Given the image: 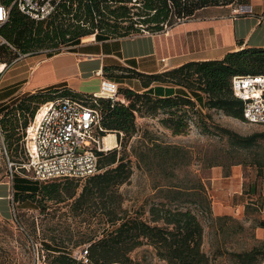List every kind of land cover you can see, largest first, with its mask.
<instances>
[{
	"label": "trees",
	"instance_id": "obj_1",
	"mask_svg": "<svg viewBox=\"0 0 264 264\" xmlns=\"http://www.w3.org/2000/svg\"><path fill=\"white\" fill-rule=\"evenodd\" d=\"M11 2L0 0L6 7H10ZM234 3L235 0H62L46 20L37 22L12 6L0 34L14 50L1 46L0 63L9 65L19 55L45 53L51 57L64 48L79 45L87 37L102 42L144 32L163 33L181 21L194 18L199 10ZM103 73L106 79L115 83L137 80L146 90L139 93L118 87L122 101L113 105L108 100L66 89L52 88L44 94L28 95L0 115L4 150L12 153L13 159L18 156V148L21 147L23 153L25 129L37 109L54 99L70 98L99 112L103 130L100 136L103 137L115 133L128 140L136 133V119H154L160 114L167 115L160 123L172 136H184L192 121L189 115L196 114L201 133L217 135L227 145L223 156L209 158L208 169L220 167L226 170V176L232 167L240 164L234 160L240 152H253L254 148L261 147V152L253 154L249 165L257 169L258 175L264 170V132L242 136L207 123L206 119L211 120L208 113L202 117L204 110L216 111L244 122L243 104L232 93L231 79L234 76H264V48L241 49L220 60L188 62L150 75L123 66L104 67ZM151 85L155 87L151 88ZM97 156L99 172L85 179L57 178L34 184L13 176L14 202H31L44 213L48 202L69 201L67 214L71 220L76 219L75 226L88 231L74 242L69 236L50 238L46 258L43 246L39 244L40 258H45L46 264H79L69 251L83 245H89L90 264H135L130 254L142 246L150 247L165 264L210 263L202 250L203 228L198 215L212 216L211 200L198 176L186 173L180 182L169 183L162 201L145 202L150 204L147 212L144 206L126 210L122 208L119 190L132 176L131 163L113 149ZM136 157L138 167L147 172L158 169L164 179L177 178L176 172L191 163L188 150L163 146L155 141L144 145ZM223 157L227 163L220 162ZM6 158L17 164L24 160V154L20 162L10 161L7 153ZM158 190L163 192L161 188ZM68 235L73 236L69 232ZM258 252L253 249L242 254L240 264L259 261ZM262 262L264 260L257 264Z\"/></svg>",
	"mask_w": 264,
	"mask_h": 264
},
{
	"label": "rangeland",
	"instance_id": "obj_2",
	"mask_svg": "<svg viewBox=\"0 0 264 264\" xmlns=\"http://www.w3.org/2000/svg\"><path fill=\"white\" fill-rule=\"evenodd\" d=\"M249 2L264 8V0H235L234 6L240 9V3ZM90 39L91 37H87L82 40ZM82 40L81 43H84ZM41 55L43 54L37 56ZM3 58L5 59V56ZM206 113L211 117V120L206 119L207 123L227 128L242 136L264 132V126L247 124L225 117L216 111L204 110L202 117H205ZM166 117L167 115L160 114L154 119H136V133L132 138L127 140L123 136H117V147L113 150L129 161L133 170L129 181L119 190L123 198L122 208L129 210L144 206L147 212L150 205L148 203L162 201L169 183L180 182L186 173L195 174L201 179L211 200L212 216L198 215L203 228L202 250L210 258L209 264H240L242 254L253 249L259 250L257 260H264V230L263 235L260 230L257 233L258 228L264 229V170L258 175L257 169L249 165L253 160V154L261 152V147L254 148L253 152L242 151L234 158L235 162H240L235 165V168L240 170L236 188L229 189L224 187L223 183L220 187L212 188L210 175L214 167L208 169L206 166L210 157L223 156L222 152L227 148L225 140L217 135H203L199 127V117L196 114L189 115L192 121L188 123L189 130L186 135L172 136L171 132L160 123V120ZM109 135L113 136V133ZM153 141L163 146H178L191 152L190 166L176 172L178 179L171 177L164 179L158 169L147 172L138 167L137 153L143 149L144 145ZM114 145L113 142L112 147ZM2 146L5 147L3 140L0 139V180L7 176L12 182L8 176V166ZM6 153L12 162L23 160L21 147L18 148V156L15 159L11 157L12 153L8 154L7 150ZM223 158L220 162L227 163L225 157ZM222 170L224 175L226 170ZM21 174V171L17 170L13 176L38 184L22 177ZM155 186L159 187L155 188ZM159 188L163 189L162 193L158 190ZM145 202L148 203L145 204ZM67 204L69 201L61 204L48 202L47 210L41 213L37 208L38 205L31 202L17 203L14 206V213L11 211L8 219L0 216V264H46L45 250L50 246V238L61 239L69 236L71 242H74L84 232H88L75 226L76 219L71 220L67 214ZM68 232L73 236L70 237ZM39 244L43 246L44 259L40 258ZM34 246H37V251L34 250ZM76 249L70 248L69 253L72 255ZM130 258L135 264H165L148 246L134 250Z\"/></svg>",
	"mask_w": 264,
	"mask_h": 264
},
{
	"label": "crops",
	"instance_id": "obj_3",
	"mask_svg": "<svg viewBox=\"0 0 264 264\" xmlns=\"http://www.w3.org/2000/svg\"><path fill=\"white\" fill-rule=\"evenodd\" d=\"M239 6L247 9L241 8L244 12L235 14L237 8L230 4L199 10L194 18L159 34H137L102 42L91 37L51 57L43 53L17 58L0 78V115L22 98L44 94L52 88L91 95L97 92L101 78H105L104 67L123 66L150 75L188 62L220 60L241 49L264 48V8L250 2ZM161 60L167 62L166 67H162ZM117 85L139 93L146 90L137 80H125ZM222 171L220 167L212 168L211 187L223 183L229 189L236 188L240 170L234 166L226 176ZM15 192L7 176L0 180L1 217L11 216L12 206L17 204L13 201ZM259 230L263 235L264 229L258 228L257 233Z\"/></svg>",
	"mask_w": 264,
	"mask_h": 264
},
{
	"label": "built area",
	"instance_id": "obj_4",
	"mask_svg": "<svg viewBox=\"0 0 264 264\" xmlns=\"http://www.w3.org/2000/svg\"><path fill=\"white\" fill-rule=\"evenodd\" d=\"M60 2L62 0H12L10 7L0 3V30L7 22L12 6L37 22L46 20ZM241 8L240 6V9L234 10V13L244 12ZM1 46L14 50L0 34ZM26 56L19 55L18 59ZM160 63L162 67L167 66L165 60ZM9 65L0 63V78ZM231 89L234 97L243 104L244 123L264 126V76H234L231 79ZM91 96L94 99L108 100L112 105L122 101L118 96L117 83L103 77L97 92ZM100 120L97 110L70 98H57L44 103L25 129L24 160L16 164L6 158L9 178L12 181L17 170L21 171L22 177L39 183L57 178L85 179L97 174V154L107 152L103 148L104 137L100 136V132H103ZM113 136L115 146L112 149L117 147V136L115 133ZM0 138L2 139L1 129ZM14 210L12 206L13 213ZM88 249L89 245L77 248L72 254L73 258L79 264H90ZM34 250L37 251V246H34Z\"/></svg>",
	"mask_w": 264,
	"mask_h": 264
},
{
	"label": "bare ground",
	"instance_id": "obj_5",
	"mask_svg": "<svg viewBox=\"0 0 264 264\" xmlns=\"http://www.w3.org/2000/svg\"><path fill=\"white\" fill-rule=\"evenodd\" d=\"M244 9H246V8H244ZM37 120H39V115L37 117ZM103 142H104V145H103L104 150H106V151L111 150L113 148L112 147L113 142L115 143L114 137L112 135L108 134L107 136H104Z\"/></svg>",
	"mask_w": 264,
	"mask_h": 264
},
{
	"label": "water",
	"instance_id": "obj_6",
	"mask_svg": "<svg viewBox=\"0 0 264 264\" xmlns=\"http://www.w3.org/2000/svg\"><path fill=\"white\" fill-rule=\"evenodd\" d=\"M242 8H246L247 9V7H242Z\"/></svg>",
	"mask_w": 264,
	"mask_h": 264
}]
</instances>
